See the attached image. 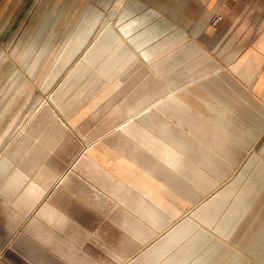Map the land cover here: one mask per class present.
Listing matches in <instances>:
<instances>
[{
  "label": "rangeland",
  "instance_id": "rangeland-1",
  "mask_svg": "<svg viewBox=\"0 0 264 264\" xmlns=\"http://www.w3.org/2000/svg\"><path fill=\"white\" fill-rule=\"evenodd\" d=\"M36 2L37 0H0L1 88H3V83L9 73L14 69L13 67L19 63V58L11 55L10 48L15 46L16 43L21 44L23 48L35 34L42 31L48 15L51 18L50 25L40 34L36 47L39 49L49 39L40 59L41 61H39L40 64L44 62L43 58L49 51L57 49L54 53L57 58L63 54V47L67 45L69 40L68 36L78 28L81 21L91 14L93 9L97 8L102 11L103 17L95 31L96 33H92L90 36L91 39L90 37L86 39L82 49L70 64L62 69V60L59 62L57 60L55 61L54 71L57 73L60 72L56 79L45 78L41 80V76L32 78V91L30 95H23L18 102L21 104L19 105L20 108L18 107L19 110L17 108L18 114L15 121L19 122L21 120L20 118L23 119L19 125L20 127L18 126L17 128L18 130L8 137L7 146L4 150H1L2 154L0 159L5 158L8 153H11L12 142L29 130V134L37 135L38 146L33 148L32 152L26 156V160L24 159L20 163V169L26 175L30 172L27 175V180L40 179L43 172L41 169H45L42 164H52L53 171L50 176H42V179H48L47 184H49V188L45 196L38 202V207L36 206L29 212H24V210L17 208V206L11 203L12 197L17 195L13 189H8L5 193L0 191V264H90V261L93 264H113V258L119 260L121 263H124L128 259L129 256H126L123 253L124 250H121L123 249L121 239L122 231L125 229L127 216L123 208L126 205L135 203V201L127 200L124 203L113 202L117 201V199L105 189L106 183L102 180L98 181L94 179L93 176L95 174L93 170L102 168V170H105V173H113L111 170L116 168L118 164L112 154L107 153L106 149L99 145L98 142H95L100 140L105 134L110 133L118 124L127 120L128 115L126 113L124 114V110L130 103H134L138 99L137 97L143 93L147 92V96L151 98L154 93L160 90L163 91L161 98L169 103L167 105L168 119L181 128L193 140L200 141L212 150L224 164L233 166L234 172L232 176H237H231L227 181L218 183V179L214 175L203 171L196 165L199 163L198 161L181 156L183 158L177 165L181 168H176L175 170L196 184L208 196H211L217 189L222 188L224 185L231 184L234 178L239 182L241 180V173H244L246 178L249 175L256 174L254 168L258 162L257 158L262 155L264 160V153H257L258 146L264 139V133H255L250 137V141H243L241 139V133H235L234 138V135L230 134L228 136L227 133L221 132L218 127H214L210 122L212 118L209 116V110L202 104L203 98L212 99L204 92V87L193 85L189 87L191 92L186 94L180 90L183 88L180 86L178 88L180 91H177L176 94L180 95L183 101L170 99V96L177 98L176 95H172L174 93L171 91L172 82L175 81L182 85L184 82L176 78H184L183 74H186L185 72L187 71L189 72L187 69L185 70L175 66L178 58L174 52L172 55V53L169 54L170 51L167 53L161 51L163 47H177L176 43L178 42V38L171 34V36L153 37L154 40L152 42L150 41L149 47L139 53V56L142 58L140 59L144 63L143 70L139 72L135 79L133 78L130 85L125 88L126 90L121 91L122 94L119 93L115 96L114 93L108 92L104 96L100 94L103 87L99 90L98 88L92 89L87 93H84L85 90L81 91L83 88L74 93L72 92V95L68 92L65 95L63 111L59 112L60 110L55 107L50 112V118L44 119L41 122L38 117L40 111L44 106H48V103L54 105L51 96L56 92L60 83L64 81L65 75H68L70 69L75 68L78 62L84 58L88 49L94 44V37H96L98 31L109 24L116 23L117 17L126 6L122 5L116 10L114 9L115 4L111 0L98 7L95 0H42L35 6ZM112 13H114L113 16ZM211 23L213 24L212 19ZM115 26L118 28V25ZM167 27H169V22L158 19L153 24H150L147 30L141 29L138 33H159L161 29H166ZM15 34L19 35V37L13 43L12 40ZM147 50L150 54L155 52L158 54H154L155 57L153 56L151 59L149 57L146 58L145 53ZM199 60L202 62L201 68L190 70L189 73L192 74V77L200 76L199 73L207 69L208 65L206 63L212 61V58L209 56L206 57V54H204L200 56ZM187 80L189 81V78ZM132 90L133 94L131 97L129 96L128 102L120 105V111L115 110L119 107L116 104ZM101 95H103V101H100L97 106V112L91 113L92 109L90 106L93 103L90 102ZM3 96L4 92L0 94V107ZM107 96L109 100H107ZM104 104H108V109L101 111L100 109L103 108ZM159 106H161V103ZM58 118L64 120L63 123L65 126L60 127L59 130L54 128V126L51 128L49 126L51 121ZM12 120L13 118L11 116L7 118L6 123ZM84 133L86 136L82 135ZM89 150L94 151L95 154H88ZM153 150L157 149L153 148ZM47 151L48 154H45ZM94 163H97L98 166L94 165ZM62 174H66L65 185L70 193L69 196L71 195L70 200L67 207L61 209L56 214L54 224H49L46 216L48 195L56 187L57 179ZM238 174L240 175L238 176ZM47 184L45 187H47ZM101 190L105 192V195L98 192ZM137 191L130 192L132 195L129 194L131 197H136L138 195ZM125 194L128 193L123 191L120 195L125 198ZM164 195L171 204L179 209L181 208L180 210L182 212L180 216H183L190 209V206L187 205L185 200L173 197L174 195L176 196L174 192L172 193L170 190H167ZM205 198L203 196L201 200L197 199L194 204L198 205ZM249 201L251 206L250 212L240 224L237 236L232 239L235 245L239 243L244 247L255 239L253 237L254 234L264 230V183L261 184L256 193L249 195ZM215 209L216 207L208 209L207 216L214 213ZM36 219L44 226L50 227L52 232L44 234L42 228L39 227L38 229ZM150 219H157L162 222L166 219V215L160 214L159 216L155 214ZM172 223V221L165 223V228L170 227ZM40 229L41 233L38 231ZM44 235L46 237L53 236L52 242L44 243ZM232 244L228 248L224 246V251L221 253L222 257L232 248ZM262 257L264 258V253ZM223 260H218L216 264H222L224 262ZM252 262L253 264H264V262Z\"/></svg>",
  "mask_w": 264,
  "mask_h": 264
},
{
  "label": "bare ground",
  "instance_id": "bare-ground-1",
  "mask_svg": "<svg viewBox=\"0 0 264 264\" xmlns=\"http://www.w3.org/2000/svg\"><path fill=\"white\" fill-rule=\"evenodd\" d=\"M41 1L37 0L35 6ZM129 14V11L121 13L117 17L116 23L114 22L115 24H109L98 31L92 47L88 49L76 67L70 69L68 75H65L64 81L60 83L56 92L51 96L54 105L48 103V106H44L40 111L38 117L41 122L50 118V112L55 107L60 110L59 112L63 111L65 95L68 92L72 95V92L83 88L81 91L85 90L84 93H87L92 89L98 88L99 90L103 87L100 94L104 95L111 92L116 96L129 86L133 78L135 79L143 70L144 63L139 53L144 50H140V46L134 43L136 39L129 35L132 30L139 26L140 22L136 20L127 21ZM113 15L114 13H112ZM47 18L42 31L50 25L51 18L49 15ZM101 19L102 14L94 11L92 15L81 21L78 28L68 36L69 40L67 45L63 47V54L57 58L54 54L57 49L49 51L41 64L39 61H41L49 40L39 49L36 48L42 31L35 34L25 45L23 44V48L21 44L17 43L10 48L11 55L17 56L19 63L13 67L14 69L7 76L3 88L0 87V94L4 92L0 107V156L1 150L7 146L8 137L18 130L17 128L23 119L20 118L19 122L15 121L21 104L18 102L23 95H30L32 78L41 76V80L45 78L55 80L60 73L54 71L55 61L62 60V69L70 64L82 49L86 39L96 31ZM125 21L126 23H123ZM115 25H118V28ZM18 37L19 35L15 34L14 39H11L12 42L15 43ZM141 45L143 44L141 43ZM145 54L146 58L149 57V59L154 55L148 51ZM1 58L2 53H0V62ZM172 87L177 90V85H172ZM162 93L160 91L158 95L151 98L147 96V92L141 94L140 98L134 103H130L124 110V114L128 115L127 120L118 124L110 133L105 134L95 142L106 149L107 153L112 154L118 164L116 168L111 170L113 173H105L102 168L93 170L94 179L106 183L105 189L117 199L113 202L135 201V203L123 208L127 216L125 229L122 231L123 249L121 250H124L123 253L129 257L124 263L113 258V264H216L220 259H224L222 264H253L252 261H256L254 255L247 253L248 248L246 246V250H244L243 245L239 243L235 245L232 239L238 234L236 226L247 216V213H243L239 207L233 205V202L241 197L242 192L255 189V187L248 186L250 183L247 182L239 183L235 179L229 185L227 193L222 194L218 191L198 205L194 204L195 199L204 196L206 193L175 170L181 168L177 166L181 156L198 161L199 163L196 165L203 171L214 175L218 179V183H223L228 178V173H233L234 169L233 166L224 164L212 150L200 141L193 140L181 128L163 116L158 110V105L163 102ZM132 94L133 90L129 91L122 100L120 99L121 101L116 104L119 107L115 110L118 111L121 104L128 102V98ZM103 95L90 102L93 103L90 106L91 113L97 112V106L100 101H103ZM107 100H109L108 96ZM107 105L104 104L103 108L99 109L101 111L107 110ZM11 116L13 120L6 123L7 118ZM63 122L62 119H54L49 126L51 128L54 126L59 130L60 127L65 126ZM220 129L224 131L225 128L221 127ZM28 132L30 131L21 134L17 140L12 142V152L0 159V191L5 193L6 190L13 189L17 195L12 197L11 203L24 212L33 210L45 196L49 184H47L48 179H42V176H50L53 171L52 164H42L45 169H41L43 172L40 179L27 180V175L30 172L26 175L20 169V163L24 159L26 160V156L32 152L33 148L38 146L37 135ZM82 135L86 136L85 133ZM46 141L48 140L46 139ZM153 148H156L157 152H154ZM45 154H48V151ZM88 154L95 153L89 150ZM94 165L98 166L97 163ZM94 168L96 167L94 166ZM65 175L62 174L57 179L56 187L48 195L46 216L49 224H54L56 214L61 209H65L70 200L71 195L69 196L70 193L65 185ZM236 176L234 175V177ZM251 177L249 175L247 178ZM46 184L47 187H45ZM135 190H138V195L131 197L130 192ZM167 190L176 194L173 196L174 198H182L190 206V209L183 216H180L181 208L175 207L165 197L164 194ZM123 191L128 193L125 194V198L120 195ZM98 192L105 195L102 190ZM225 200L230 202L229 205L220 207L221 202ZM216 205L218 212L207 216L208 209ZM155 214L159 216L164 214L166 219L162 222L157 219H150ZM170 221L173 223L166 229L165 223ZM36 223L38 229L39 227L43 229L44 234L52 232L50 227L44 226L40 221L37 220ZM38 231L41 233V229ZM53 238V236H45L43 242H52ZM231 244L233 245L232 248L222 257L221 253L224 251V246L228 248L231 247ZM90 264L93 263L90 261Z\"/></svg>",
  "mask_w": 264,
  "mask_h": 264
},
{
  "label": "crops",
  "instance_id": "crops-1",
  "mask_svg": "<svg viewBox=\"0 0 264 264\" xmlns=\"http://www.w3.org/2000/svg\"><path fill=\"white\" fill-rule=\"evenodd\" d=\"M109 1L95 0V3L98 7ZM111 1L115 4L114 9L116 10L122 5L126 6L121 13L130 12L127 21L136 20L140 22L139 26L129 33L130 37L136 39L134 43L140 46V50L148 48L150 41L154 40L153 37L172 35L178 38L177 47L167 46L163 47L161 51L163 53L170 51L169 54L172 53L173 55L174 52L177 55L176 67L187 69L190 72V70L201 68L202 62L199 60L201 55L206 54V57L212 58V61L206 63L207 69L199 73L200 76L192 77V74L187 71L186 74L182 73L184 78H176L184 82L182 85L175 81L172 82L173 85L179 86L177 90L170 87L171 91L174 92H171L172 95L177 96V98L170 96L171 100L183 101V98L176 94L177 91L182 90L187 94L191 92L189 87L193 85L204 87V92L212 99L203 98L202 104L209 110V116L214 123L212 120L210 122L214 127H218L221 132L227 133L228 136L241 133L243 141L249 140L255 133H264V0ZM94 11L102 14L103 17V12L97 8L93 9L90 15ZM216 15L223 19L217 24H212L211 19ZM158 19L169 22V27L154 34L138 33L141 29L147 30V27ZM153 56L155 57V55ZM180 86L183 88L178 90ZM160 91L154 93L153 96L158 95ZM140 97L141 95L137 98ZM168 104L163 99L161 106L158 107V110L167 119ZM221 127L225 128L224 131L220 129ZM260 152L264 153V139L257 149V153ZM182 158H179L177 165ZM257 159L258 162L254 168L256 174H252L251 178H246L245 174L242 173L241 180H239V183H250L248 186H253L255 189L242 192L241 197L233 202V205L247 214L251 207L249 195L256 193L261 184L264 183V175H262L264 173V160L262 155ZM232 174L231 172L228 173V178L225 181ZM229 185L231 184L224 185L214 193L218 191L222 194L227 193ZM204 196L206 197L205 201L212 195L205 194ZM202 197L197 199L201 200ZM229 203L225 200L221 202L220 207H227ZM214 207H216L214 212L216 214L218 212L217 205L209 209ZM242 221L236 226L237 229H239ZM253 237L255 239L246 245L247 253L254 255L255 260L259 263L264 262L262 257L264 253V230L254 234ZM243 248L246 250L245 247Z\"/></svg>",
  "mask_w": 264,
  "mask_h": 264
},
{
  "label": "built area",
  "instance_id": "built-area-1",
  "mask_svg": "<svg viewBox=\"0 0 264 264\" xmlns=\"http://www.w3.org/2000/svg\"><path fill=\"white\" fill-rule=\"evenodd\" d=\"M222 17L221 16H218V15H216V16H214L213 18H212V22H213V24H217V23H219L220 21H222Z\"/></svg>",
  "mask_w": 264,
  "mask_h": 264
}]
</instances>
